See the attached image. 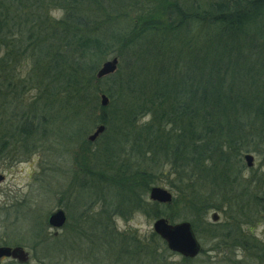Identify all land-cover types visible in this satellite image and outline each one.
<instances>
[{"label":"trees","instance_id":"trees-1","mask_svg":"<svg viewBox=\"0 0 264 264\" xmlns=\"http://www.w3.org/2000/svg\"><path fill=\"white\" fill-rule=\"evenodd\" d=\"M53 8L63 10L64 17H48L46 11ZM159 8L169 9L164 10L167 25L160 23L165 14ZM152 38V59L142 79H136L130 63L132 70L106 76L112 83L99 90L112 99L111 124L123 143L111 154L117 158L112 169L130 143L132 156L140 158L135 172L129 173L132 163L121 164L122 181L117 183L127 187L136 183L148 192L155 184L150 168L167 176L160 169L169 167V185L179 188L178 200L185 198L195 213L205 216L212 208H222L217 203L227 192L234 199L231 194L239 179L234 172L242 167L241 152L258 151L253 143L264 144V0H192L186 4L172 0L162 4L157 0H0V111L6 109L5 114L0 112V157L16 135L25 150H33L35 137L46 134L51 126L45 120L49 115L34 113L23 114L24 121L16 124L8 122L16 118L9 116L8 98L25 85L16 76L24 62H33V74L48 97L56 98L63 90L61 108L71 112L80 102L91 103L95 98L89 89L105 53L121 47L140 54L139 58L142 52L149 53L142 46ZM187 57L195 61L185 65ZM155 64L160 72L151 81L148 76ZM146 114L152 122L136 130L133 125ZM49 118L52 122L55 116ZM122 124L132 131H122ZM218 135L226 138L224 152L223 148L218 151ZM122 192L124 201L131 199ZM249 198L264 212L261 198L251 194ZM150 207L154 217H162V204L152 202ZM152 239L164 250L166 242L157 233H152ZM118 248H122L119 259L125 256L127 263L155 260L140 240L132 244L124 238Z\"/></svg>","mask_w":264,"mask_h":264},{"label":"rangeland","instance_id":"rangeland-1","mask_svg":"<svg viewBox=\"0 0 264 264\" xmlns=\"http://www.w3.org/2000/svg\"><path fill=\"white\" fill-rule=\"evenodd\" d=\"M162 1L166 0H157L160 4ZM172 1L184 4L192 2ZM159 9L165 14L160 23L167 25L169 21L164 10L167 11L168 8ZM46 14L51 19L60 20L65 12L53 8L46 11ZM152 42L153 38L150 42L146 41L142 47L149 53L142 52L139 58L140 54L137 56L121 47L114 53H109L111 55L105 53L97 65L96 73L106 60L118 53V68L108 76L127 74L133 69L136 79H142L146 66L152 59L150 53L155 45ZM159 42L158 40L157 43ZM193 42L196 43V40ZM136 52L140 53L137 49ZM183 60L185 65L195 61L193 57ZM130 63L133 65L132 69ZM33 68L34 64L30 60L28 63L24 62L23 67L18 70L19 74L16 76H21L25 85L20 87L17 95L8 98L11 101L9 116L16 117L8 122L16 124L23 120L22 115L26 113H34L37 117L55 116V119L51 122L45 116L51 126L48 133L40 132L35 137L36 146L33 150H25L27 147L23 145L22 138L16 135L15 142L12 141L9 149L1 154L0 246H20L29 254L26 263L4 257L2 264H134L135 262L127 263L125 256L123 260L119 259L122 248L118 247L124 238L127 243L132 244L140 240L151 249L150 256L155 257L151 262L139 259L136 264H264V212L258 203L249 200L251 194L261 198L264 203V144L261 146L253 143L258 151L241 152L242 167L234 172V176L239 178L238 183L233 186V194L228 190L234 199L225 191L227 193L220 198L222 202L217 203L222 208H212L205 216L195 213L185 198L178 200L179 188L171 187L168 182L171 177L169 167L160 169L167 176L151 167L152 178L155 180L152 187L166 188L173 195L171 203H160L161 216L170 223L190 222L201 244L199 255L193 258L170 251L166 245L167 249H158L156 242L152 241L153 225L157 217L150 212L153 210L150 207L153 202L149 198L150 191L143 189L145 186L141 189L136 183L130 185L127 182L129 187L117 183L122 181L123 171L119 169L121 164L132 163L129 173L140 167V158L132 156V143L128 144V149L123 150L114 169L111 167L117 159L111 154L118 152L123 143L116 137V127L111 124L112 99L106 94L110 102L108 106H102L99 90L109 87L112 80L106 77L101 81L94 80L89 89L94 93L93 101L80 102L77 110L74 106L69 112L61 108L64 103L63 90L60 88L61 92L56 94V98L48 97L46 88L38 85ZM158 72L160 67L156 68L155 64L148 79L154 80ZM58 95L60 99L56 100ZM0 112L5 114L6 109ZM68 112L69 115L65 118ZM104 118L106 119L103 121ZM151 119V115L146 114L138 118L133 127L141 130L152 122ZM100 125H104L105 130L91 141L89 136ZM221 130L225 132L224 127ZM122 131L129 133L132 127L122 124ZM6 133L10 134V131L6 130ZM217 138L218 151L223 148L224 152L228 149L226 138L222 135ZM30 151L31 154H28ZM247 153L254 155L253 167L247 166ZM126 170L125 168L124 173ZM172 182L177 184L174 176ZM123 189L126 195L131 196L130 200L124 201L125 195L123 198L120 196ZM240 196L246 198L239 199ZM58 209H63L67 215V221L60 229L48 224L49 215ZM214 213L218 214L217 220L212 218ZM111 230L118 235L113 236Z\"/></svg>","mask_w":264,"mask_h":264},{"label":"water","instance_id":"water-1","mask_svg":"<svg viewBox=\"0 0 264 264\" xmlns=\"http://www.w3.org/2000/svg\"><path fill=\"white\" fill-rule=\"evenodd\" d=\"M119 64V58L113 57L106 60L96 73L97 79H102L114 73ZM110 99L105 93H101V105L106 107L109 105ZM104 125H100L97 130L89 136L91 141H94L103 131ZM245 160L249 167L254 164V156L250 153L245 155ZM2 179V177H0ZM150 200L159 203H171L173 200L172 193L163 187L153 186L149 192ZM212 218L218 219V214L214 213ZM67 221L66 212L63 209H58L52 212L48 217V224L52 228L60 229ZM154 231L166 242L167 247L176 253H179L187 258L198 256L201 251V244L195 234L193 226L188 221L179 223H170L168 219L161 217L154 222ZM16 259L21 263H26L29 260V254L20 246L8 247L0 246V264L2 258Z\"/></svg>","mask_w":264,"mask_h":264},{"label":"bare ground","instance_id":"bare-ground-1","mask_svg":"<svg viewBox=\"0 0 264 264\" xmlns=\"http://www.w3.org/2000/svg\"><path fill=\"white\" fill-rule=\"evenodd\" d=\"M254 156V155H253ZM248 166V165H247ZM249 167V166H248ZM253 167V166H252Z\"/></svg>","mask_w":264,"mask_h":264}]
</instances>
